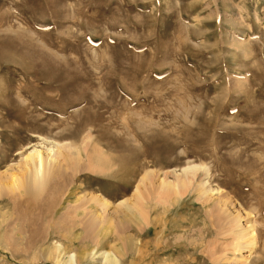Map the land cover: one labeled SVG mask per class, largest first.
Returning <instances> with one entry per match:
<instances>
[{"label": "rangeland", "instance_id": "obj_1", "mask_svg": "<svg viewBox=\"0 0 264 264\" xmlns=\"http://www.w3.org/2000/svg\"><path fill=\"white\" fill-rule=\"evenodd\" d=\"M40 137L76 147L35 200L15 179ZM188 164L205 172L165 212L156 187ZM147 170L150 218L128 217L117 202ZM94 193L112 204L92 216ZM233 217L255 225L246 260ZM104 250L264 264V0H0V264H109Z\"/></svg>", "mask_w": 264, "mask_h": 264}, {"label": "bare ground", "instance_id": "obj_2", "mask_svg": "<svg viewBox=\"0 0 264 264\" xmlns=\"http://www.w3.org/2000/svg\"><path fill=\"white\" fill-rule=\"evenodd\" d=\"M39 140H42L41 141L42 143H47V144H42L41 143V145H43L45 147V149L44 150H41V149L37 148V145L36 144L33 145V146H30L28 152L25 154V156L23 158L24 164H26V166H27V168L25 167L26 168V170H25L26 171V174L21 179H18V178L15 179V180H17V184H18L16 187H18V188L21 187L28 194V196H30V198L31 197H32V199L36 198L35 200H37L39 198V196H41L42 192L45 193V191H47V190H49L51 188V186H52L51 183H54L55 182V180L58 178L57 177L58 175L61 176V173L63 171L61 172L60 170L57 169V167H58L57 162H59L58 161L59 157H61L63 160L70 159L69 155H66L63 152V149L64 150L67 149V151H69L71 149V147L72 148L73 147H76V146H72L70 144H67V142L65 144H61V143L55 142L53 140L52 141L51 140L48 141L44 137H40ZM48 144L50 146H46ZM71 151H73V150H71ZM78 151L79 150H77V152ZM78 154L75 157H77ZM95 154H96V150H95ZM95 154H94V156H95ZM74 155H75V153H74ZM95 157H96V159H98L97 156H95ZM101 159H103V158H101ZM66 162H68V161H65V163ZM92 163H95V162H92ZM93 165H95V164H93ZM200 165H203V164H200ZM200 165H198V164H193V165L191 164V165H189L188 164L187 166H184L183 168L181 167V171H179V173H177V172L175 173L174 180H167V179H165L166 177H164V178L162 177L161 178L160 183L156 187V190H157L156 193L158 194V196H161L163 198V201H166V206L164 207L166 209L165 212H167L169 210V207L173 205L172 204L173 200H176V199H178L181 196V191L182 190H185L187 188V185H189L190 182H192L193 177H195L196 173L198 171H200L201 169H204L203 166H200ZM91 169H93V168H91ZM204 172H205V169H204ZM153 173H154L153 170L152 171H148V170L145 171L140 176L139 182L135 186V189H134L133 193L131 194V197L126 198V199H122L119 202H117V204L119 206L126 207V209H127L126 212L128 211L127 212L128 217L132 213H134V212L135 213H139V215H140V213H142V215L144 213L147 214L145 212L146 211L145 210V207H144L145 204H143V202H142V198L143 197L141 195V189L143 187L140 189V186H141V184L142 185H145L146 184L145 181L146 180H150V177L152 176ZM205 174L208 175V172H206ZM11 176H12V174H11ZM13 178H14V176H13ZM59 179H61V178H59ZM203 183L204 182H202V184ZM201 193H206V189H202L201 190ZM157 194H155V196H157ZM85 199H86V197H85ZM152 200L153 199H151V201ZM152 202H154V201H152ZM159 202L160 201H158L157 203L159 204ZM82 203H84L83 204L84 206H83V209L82 210H85V212H87V214L89 213L92 216L94 214H96V210L98 209V207H101L102 209L106 210L112 204V202L108 198H106L105 196H103L102 194H99V193H94V195L93 194L90 195L89 198L85 202L83 201ZM144 203H146V202H144ZM150 205H152V204H150ZM150 205L148 204V205H146V207H149ZM76 207H78V205ZM154 207L156 208V205ZM80 213L82 214L83 211L82 212L80 211ZM151 213H152V211H151ZM237 214L239 215L238 217L240 219H241L242 216L243 217H249V212H247L246 210L243 211V210L240 209L239 211H237ZM76 215L79 216V212H77ZM72 216H75V215H72ZM98 217H100V216H98ZM137 217H138V215H137ZM142 217H143V219H145L144 216H142ZM147 217H149L148 214H147ZM234 218L235 217H233V219L232 218L231 219L234 221V224L236 225V230H235L236 232L234 233L233 229H230L229 230V231H233L232 236L235 235V238H236L235 244H233V246L235 245V249L237 251H240L243 248H248L249 254H247L245 256V259H244V260H246L248 258L247 256L251 254L253 248L256 246L257 233H256V230H255V225H254V223L250 222L249 220L246 221V223H244V224H240V222H239L240 219H238V218L237 219H234ZM72 220L74 221V219H72ZM103 221H104L105 224H108V222H109L108 219H104ZM140 221L143 222V220H140ZM144 221H147V220L145 219ZM151 221L152 220L149 221V224H150ZM56 229H55V232H56ZM116 250H118V249H116ZM99 254L103 258L104 262H107L109 264H114V263L117 262L116 261V258L108 250H104V251H102Z\"/></svg>", "mask_w": 264, "mask_h": 264}]
</instances>
